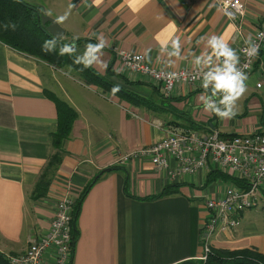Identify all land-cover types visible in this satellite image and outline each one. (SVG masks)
Here are the masks:
<instances>
[{
	"label": "crops",
	"instance_id": "crops-1",
	"mask_svg": "<svg viewBox=\"0 0 264 264\" xmlns=\"http://www.w3.org/2000/svg\"><path fill=\"white\" fill-rule=\"evenodd\" d=\"M29 1L42 5L64 27L67 38L97 43V37H103L101 58L132 82L128 88L154 100L158 85L147 75L123 67L119 50L140 52L158 68H203L194 59L211 52L202 37L222 36L238 55V48L264 21V0H241L240 32L219 0ZM177 37L179 53L172 55L171 41ZM87 43L75 45L77 55L83 54ZM92 68L105 72L96 65ZM247 77V89L236 102L237 115L216 116L213 121L222 135L264 128V51L258 53ZM113 79L124 84L117 76ZM259 81L262 85L257 87ZM167 94L182 97L174 105L196 123H206L211 116L201 100L202 81L178 84ZM207 94L211 95L210 89ZM56 98L72 107L76 117L47 192L33 199L34 183L52 152L49 133L57 123ZM171 118L84 83L68 66L54 67L0 41V252L21 253L30 239L45 236L57 200L67 194L76 201L90 179L111 168L100 174L81 200L68 264H174L201 255L205 200L222 194L229 180L215 178L209 168L172 179L166 170H157L149 157L130 158L126 163L120 159L165 137L167 129L155 123L169 124ZM170 165L175 162L170 160ZM175 183L172 194L136 198L157 194ZM262 193L259 209L242 211L231 231L211 237L212 246L254 247L264 253V187ZM41 259L56 264L48 253Z\"/></svg>",
	"mask_w": 264,
	"mask_h": 264
},
{
	"label": "built area",
	"instance_id": "built-area-1",
	"mask_svg": "<svg viewBox=\"0 0 264 264\" xmlns=\"http://www.w3.org/2000/svg\"><path fill=\"white\" fill-rule=\"evenodd\" d=\"M223 11L232 13L228 19L240 32V20L244 15L241 0H219ZM264 21L252 34V42L258 45V53L264 48ZM247 45L238 48L239 64L237 65L248 76L253 69L256 57L245 55ZM118 57L123 67L145 74L159 82L165 92H170L178 84H195L202 81L207 68H182L170 70L154 67L145 61L140 52L121 49ZM221 62L223 58H220ZM262 84L259 81L256 86ZM211 89V85L209 86ZM217 93L215 99L219 100ZM162 127L161 123H155ZM165 137L154 144L133 151L134 156L149 157L157 170H166L174 179L182 174H194L201 169H216L247 182L246 188L231 180L223 193L205 200L206 218L201 227L202 253L205 259L210 239L218 233L231 231L238 224L239 214L250 208L258 207L263 197L264 187V128L248 133L220 134L215 129L204 131L189 127L166 128ZM131 156V155H128ZM170 158L175 165H170ZM74 200L69 195L58 199L55 215L50 222L48 233L40 239H30L26 249L17 254L6 255L11 264H46L42 254L48 253L56 264H68L72 258V205Z\"/></svg>",
	"mask_w": 264,
	"mask_h": 264
},
{
	"label": "trees",
	"instance_id": "trees-1",
	"mask_svg": "<svg viewBox=\"0 0 264 264\" xmlns=\"http://www.w3.org/2000/svg\"><path fill=\"white\" fill-rule=\"evenodd\" d=\"M42 5L29 0H0V41L15 48L17 51L32 55L36 58L46 61L50 65L60 68L68 66L73 69L83 80L84 83L94 85L101 89L102 92L112 94L122 100H125L133 106H143L147 109H151L157 112H166L173 118L168 120V123H161L164 128L174 127H189L194 129H200L209 131L206 123H196L188 112L176 108L174 102L181 101L182 97H171L164 91L162 85L153 80L155 86V94L157 100L151 97L143 96L134 92L128 88L132 82L127 79H123L118 73L111 70V65H107V69L104 73L97 72L94 68H84L82 64H74L73 60L77 53L73 55H61L60 49L65 43H81L88 42L95 44L94 40L84 39H70L64 38V35L60 38H55L49 34L44 26L40 23L39 14L42 10ZM12 25H15L13 28ZM55 40V46L51 52L45 53L41 50L45 41ZM112 51V49H110ZM261 51H264L262 48ZM254 65V64H253ZM117 76L122 79L123 85L118 84L113 78ZM118 88L119 90H114ZM210 89V88H209ZM211 90V89H210ZM55 105L57 110V123L54 130L49 133V140L52 147V152L48 156V160L42 170L40 171L37 180L31 191V198L36 199L44 196L49 187L52 176L61 163L62 156L65 152L63 149V142L68 137L73 120L76 117V111L70 107L64 101L56 98ZM137 156H128V153L121 156V162H128L130 158ZM140 158V157H138ZM170 160H173L170 158ZM173 167V166H172ZM114 169V168H113ZM111 170V168L109 169ZM108 170H102L103 173ZM210 173H214L215 178H221L231 180L233 183L239 185L242 188H246L247 182L243 179H239L228 175L220 170L213 169ZM97 174L96 177L90 179L80 196L73 202L72 209V238L74 245L76 240V230L74 228V222L77 217L81 200L92 184L100 177ZM178 185L171 184L164 186L162 190L154 195L147 197H136L139 199H156L161 196L172 194L176 191ZM58 201V200H57ZM57 204V202H56ZM56 210V205H55ZM202 260V259H201ZM199 259L189 258L179 261L174 264H264V253L259 252L256 248H244V249H230L226 247H216L209 245L205 261ZM0 264H11L6 255L0 252Z\"/></svg>",
	"mask_w": 264,
	"mask_h": 264
},
{
	"label": "clouds",
	"instance_id": "clouds-1",
	"mask_svg": "<svg viewBox=\"0 0 264 264\" xmlns=\"http://www.w3.org/2000/svg\"><path fill=\"white\" fill-rule=\"evenodd\" d=\"M239 4V0H236ZM232 18V13H226ZM63 19V18H62ZM14 28L15 25H12ZM264 36V33L260 34ZM206 39V47L211 49L210 53H202L196 56L195 64L207 68L203 72L202 87L205 89V94L201 96V100L205 109L210 113L224 119H231L237 115V100L245 93L247 85L245 81L248 79L246 73L242 71L237 65L239 64V57L236 51L229 46L227 41L222 36L212 35L210 37L201 38ZM97 43H87L83 54L75 56L73 63L82 64L84 68L96 65L102 70L107 69V62L101 57L103 56L102 49L105 47V40L103 37H97ZM244 43L247 45L245 55L253 59L258 55V45L252 42V37L249 36ZM55 46V40L45 41L41 50L45 53L51 52ZM172 55H178L180 49L179 38L171 41ZM76 46L74 43H65L60 49L61 55H73ZM166 50V49H165ZM215 57V61H213ZM223 58L222 62L220 58ZM211 85V95H208L209 86ZM114 90H119L118 88ZM220 94L217 101L214 97Z\"/></svg>",
	"mask_w": 264,
	"mask_h": 264
},
{
	"label": "water",
	"instance_id": "water-1",
	"mask_svg": "<svg viewBox=\"0 0 264 264\" xmlns=\"http://www.w3.org/2000/svg\"><path fill=\"white\" fill-rule=\"evenodd\" d=\"M39 20L40 23L44 26L45 30L51 34L55 38H60L64 35V28L60 25V23L50 15H48L44 9L41 10L39 14ZM75 44V43H74ZM216 114L211 113V116L207 119L206 125L209 129H214V123L213 121L216 118ZM109 168H106L104 170H108Z\"/></svg>",
	"mask_w": 264,
	"mask_h": 264
},
{
	"label": "rangeland",
	"instance_id": "rangeland-1",
	"mask_svg": "<svg viewBox=\"0 0 264 264\" xmlns=\"http://www.w3.org/2000/svg\"><path fill=\"white\" fill-rule=\"evenodd\" d=\"M63 27V26H62ZM64 28V27H63ZM64 38H66L67 39V37L64 35ZM68 69H71L70 67H68ZM72 71H74L73 69H72ZM75 72V71H74ZM243 101V100H242ZM241 101V102H242ZM236 106H237V104H236ZM214 123V122H213ZM160 128H162V127H160ZM211 130H214V129H211ZM167 132H168V130H166V134H167ZM133 154V152H129L128 153V155H132ZM252 209H254V208H250V209H248V210H252ZM255 209H259V207H257V208H255ZM248 212V211H247ZM72 251H73V247H72ZM200 256V255H199ZM194 257V259H199V260H201V258L200 257ZM206 259V258H205ZM205 259H202L201 261H205Z\"/></svg>",
	"mask_w": 264,
	"mask_h": 264
}]
</instances>
